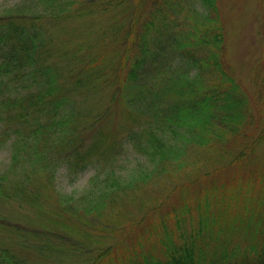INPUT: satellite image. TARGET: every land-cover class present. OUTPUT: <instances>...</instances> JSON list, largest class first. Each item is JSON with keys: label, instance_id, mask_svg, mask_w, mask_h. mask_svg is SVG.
<instances>
[{"label": "trees", "instance_id": "1", "mask_svg": "<svg viewBox=\"0 0 264 264\" xmlns=\"http://www.w3.org/2000/svg\"><path fill=\"white\" fill-rule=\"evenodd\" d=\"M36 1L42 12L19 6L0 15V148L12 152L8 169H0V264H39L29 254L51 258L53 250L87 254L78 236L89 219L84 222V212H70L67 200L58 202L60 225L32 221L38 203L54 192L59 162L75 173L97 169L107 187L94 188L87 211L104 224L100 232L114 231L102 209L113 202L116 188L134 190L150 177L143 171L124 184L100 177L104 140L94 135L117 105L132 119L124 138L153 165L154 176L170 168L186 172L193 149L227 167L255 156L264 129L254 125V106L227 60L228 30L219 0H150L142 16L141 9L135 18L117 16V30L110 27L113 41L91 55L85 49L51 54L55 25L45 26L42 19L112 13L133 0H82L74 8L69 1ZM104 92L107 103L96 100ZM205 178H212L209 171ZM111 180L117 186L111 187ZM209 185L194 194V202L185 199L182 214L190 221L186 227L176 217L179 241L166 231L136 264H240L247 252L261 257L257 241L250 239L242 250L224 236L259 232L264 214L247 218L248 211L244 217L230 215V208L239 207L240 198L247 207L256 199L264 211V190L248 201V187L238 192L232 178ZM154 210L146 209L137 224ZM121 222L118 229L126 224ZM107 254L100 253L92 264Z\"/></svg>", "mask_w": 264, "mask_h": 264}, {"label": "rangeland", "instance_id": "2", "mask_svg": "<svg viewBox=\"0 0 264 264\" xmlns=\"http://www.w3.org/2000/svg\"><path fill=\"white\" fill-rule=\"evenodd\" d=\"M69 1L71 7L76 2L82 0ZM85 1V0H83ZM224 13V19L228 30V54L227 60L236 75L241 87L245 90L253 104L255 117L254 125L258 124L260 129H264V0H219ZM32 0H0V15L5 11H10L15 7L26 6L28 11L37 10L42 12L44 6L37 5ZM150 0H133L127 7H122L117 11L107 14H96L74 19L67 17L56 22L43 18L42 23L51 27L55 25L54 32H50L51 40L48 46L51 54H58L63 51L77 52L86 50L89 55L104 49L113 41L115 34L110 27H115L116 17H123L126 20L135 18L141 9V16L147 11ZM124 19L120 20L124 23ZM114 29V28H113ZM56 61V58L53 59ZM96 100L107 103L109 93L104 92ZM91 101V100H87ZM95 103V102H94ZM100 103H95L98 105ZM102 104V103H101ZM132 123L130 115L125 116L117 105L111 115L101 124L100 130L95 133V138L104 140V158L101 163L102 178L106 175L113 179H118L121 183H127L139 179L141 176L150 175L149 180L143 185L137 186L134 190L123 191L124 187L116 188V197L113 202H108L102 209V215L107 218L108 223H112L114 230L111 234L100 232L104 224H98V220H92L96 216L91 211H87L93 205V190L101 185L100 178L96 176L97 169L90 166L83 171L75 173L70 170L64 162H59L52 183L53 194L45 197L38 203L34 211L33 222L35 224L49 222L55 226L61 224L62 220L56 218L59 213V200H67L70 205V212L77 214L84 212L83 220L86 227L82 228L78 239L86 248L87 254L77 255L74 253H55L51 258L46 254L36 256L29 254V258L39 264H92L100 253L107 252L99 264H136L141 255L147 251H154L157 238L164 237L169 231L173 238L179 241L176 228V217L185 220L188 226L190 219L182 214V205L185 199L194 202V194L202 190V187H211L213 183L221 184L225 179L232 178L237 185V191L246 189L245 199L252 200V194L264 190V140L255 156L250 160L228 164V167L221 161L213 160L210 155L205 154L201 149H193L189 154L191 165L188 169L173 172V168L160 176H154L151 171L153 165L147 161L133 146L124 138L125 128ZM92 137L93 134L91 133ZM93 136V137H94ZM12 152L10 149L0 148V169H8ZM55 156L58 154L55 153ZM99 167V165H97ZM168 166V165H166ZM165 166V167H166ZM21 170V169H19ZM143 171L147 173L140 175ZM211 174V179L206 180L207 172ZM206 173V174H205ZM205 174V175H204ZM204 175V176H202ZM202 178L194 183H186L189 179ZM95 179V180H94ZM46 188L45 183H42ZM110 186L115 187V181H110ZM203 188V189H204ZM122 190V191H121ZM124 192V193H123ZM122 193V194H121ZM115 201V202H114ZM248 207L245 200L240 198L239 207L232 206L230 215L240 213L243 217L246 214L259 216L264 214L261 205L256 204ZM52 205V206H51ZM51 206V207H50ZM247 207V210H246ZM156 208L149 212L148 217L137 224L145 216L146 209ZM180 209L176 215L173 210ZM215 214H220L214 211ZM53 214H55L53 216ZM198 213L193 210L194 220ZM253 216V217H254ZM103 219V218H102ZM126 224L119 228L118 222ZM118 227V228H117ZM257 234L249 236L247 233L237 232L227 234L224 240H230L232 244L240 245L244 250L251 240L259 244L260 256L253 252L239 257L240 264H263L264 262V219L261 220V227ZM251 239V240H250ZM109 247H111V250Z\"/></svg>", "mask_w": 264, "mask_h": 264}]
</instances>
